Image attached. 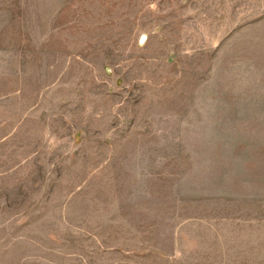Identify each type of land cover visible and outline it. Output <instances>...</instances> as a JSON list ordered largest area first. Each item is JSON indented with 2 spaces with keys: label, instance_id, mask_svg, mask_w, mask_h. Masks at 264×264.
Masks as SVG:
<instances>
[{
  "label": "rangeland",
  "instance_id": "1",
  "mask_svg": "<svg viewBox=\"0 0 264 264\" xmlns=\"http://www.w3.org/2000/svg\"><path fill=\"white\" fill-rule=\"evenodd\" d=\"M0 264H264V0H0Z\"/></svg>",
  "mask_w": 264,
  "mask_h": 264
}]
</instances>
